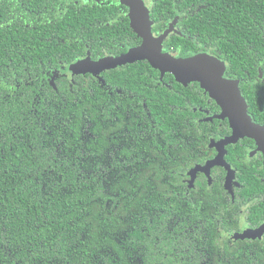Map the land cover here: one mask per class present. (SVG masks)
I'll list each match as a JSON object with an SVG mask.
<instances>
[{"label": "trees", "instance_id": "obj_1", "mask_svg": "<svg viewBox=\"0 0 264 264\" xmlns=\"http://www.w3.org/2000/svg\"><path fill=\"white\" fill-rule=\"evenodd\" d=\"M153 1L191 34L234 26L246 41V24L264 25V0H189L187 18L182 0ZM82 3L0 0V264H201L216 198L187 193L194 155L168 150L192 136L183 106L196 91L147 62L53 86L47 73L99 44L95 27L120 35L107 12Z\"/></svg>", "mask_w": 264, "mask_h": 264}, {"label": "flooded vegetation", "instance_id": "obj_2", "mask_svg": "<svg viewBox=\"0 0 264 264\" xmlns=\"http://www.w3.org/2000/svg\"><path fill=\"white\" fill-rule=\"evenodd\" d=\"M143 1L150 11L155 37L162 36L178 19L174 30L164 40L163 53L176 58H190L199 54L217 58L225 65L224 79L238 83L253 123L252 130L248 135H244V131L236 130L237 125L230 123L228 118H218L223 108L202 89L200 83L184 86H191L196 91L194 103L187 100L183 106L187 114L183 127L186 130L191 129V132L188 130L187 133L192 136L174 140L177 144L169 143L168 150L170 156L173 151L180 150L186 153L190 151L194 155L193 163L188 162L184 166L186 192L188 193L189 189L195 193L208 190L214 199L216 198V201L206 203L207 208L214 209L217 222L215 234L202 236L213 242L206 244L209 249L204 252L201 264H264V25L253 27L246 24V41L236 40L234 26L227 30L218 26L213 37L203 32L199 35L191 34L187 26L179 23V16L165 20L164 15H156L153 0ZM182 1L180 12L187 18L191 13L189 0ZM82 5L107 12L111 22L118 23L120 35L118 38H111L103 25L95 27L102 31L101 34L97 32L95 35L99 36V44L92 49L86 45L85 54L78 56L72 65L88 57L92 61L119 58L143 43L131 28L130 7L122 4V0H83ZM110 24L109 22L106 26L109 27ZM172 36L183 38L186 41L184 47L169 48L168 40ZM236 48L241 49L239 58H236ZM235 59H240L237 65ZM142 62L147 61L105 71L101 77L106 81L108 72ZM66 70L64 67L62 72L52 70L46 74L45 79L50 82L59 79L74 82L76 78L99 80L92 74L73 75L70 65ZM168 75L174 78L171 74H166L164 78ZM104 86L109 91L107 83ZM167 87L172 90V85L167 84ZM109 92L111 94V91ZM229 138L235 141L225 144ZM215 160L219 164L210 166ZM194 169H197V172L191 187L190 173Z\"/></svg>", "mask_w": 264, "mask_h": 264}, {"label": "water", "instance_id": "obj_3", "mask_svg": "<svg viewBox=\"0 0 264 264\" xmlns=\"http://www.w3.org/2000/svg\"><path fill=\"white\" fill-rule=\"evenodd\" d=\"M122 4L130 7L131 28L140 37L143 43L130 50L129 53L119 58H104L99 61H92L87 58L77 61L70 66L73 75L92 74L100 81H104L101 74L105 71L118 67L134 64L140 61H147L150 66L161 74V80L166 74L174 76L177 83L188 86L191 83H200L203 90L210 94L212 99L223 108L218 118L230 120L236 130L244 131L248 135L253 128V123L248 115L246 102L243 100L237 82L224 79L225 65L217 58L208 54H199L190 58H176L168 53H163L164 40L174 30L178 22L176 19L170 29L162 36L155 37L152 32L153 22L150 11L143 0H122ZM55 86L54 81L51 82ZM251 136V135H250ZM229 138L225 144L234 142ZM219 164L213 161L210 166ZM197 169L192 170L190 186H193Z\"/></svg>", "mask_w": 264, "mask_h": 264}]
</instances>
